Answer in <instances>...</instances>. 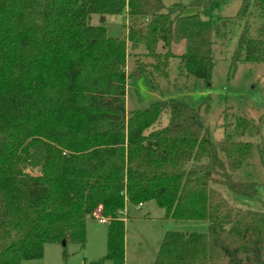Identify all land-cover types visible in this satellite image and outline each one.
Wrapping results in <instances>:
<instances>
[{"label":"trees","instance_id":"16d2710c","mask_svg":"<svg viewBox=\"0 0 264 264\" xmlns=\"http://www.w3.org/2000/svg\"><path fill=\"white\" fill-rule=\"evenodd\" d=\"M229 1L0 0V264L39 260L46 244L83 247L98 208L106 254L91 264H124L119 214L126 202L148 201L166 219L207 224L205 233H165L153 264H264V207L239 208L218 189L257 200L264 113L238 117L217 143L200 109L172 98L126 117L127 44L143 46L165 79L169 48L183 43L179 73L209 87L214 39L238 27L228 74L264 66V0H240L234 17L213 21ZM187 7L197 12L185 15ZM123 14V38L89 23ZM163 113L166 125L154 128Z\"/></svg>","mask_w":264,"mask_h":264},{"label":"rangeland","instance_id":"374dc122","mask_svg":"<svg viewBox=\"0 0 264 264\" xmlns=\"http://www.w3.org/2000/svg\"><path fill=\"white\" fill-rule=\"evenodd\" d=\"M189 1L164 0V4L169 6L181 2L187 5ZM239 5L240 0L222 3L213 13L212 20L217 22L221 18L234 17ZM196 12L197 9L190 7L184 10L185 15ZM89 23L95 27L102 26L107 36L119 38L126 36L129 24L125 14L92 15ZM239 31L240 29L236 27L233 36L225 40L214 39L215 67L209 87L179 73V62L175 56L184 52L183 43L170 46L169 52L173 58L169 61L165 79L157 77L152 67L154 60L146 56L143 46L131 50L127 44L124 66L126 117L131 112L143 110L152 103L172 98L191 109H200L213 143L223 138L225 127L233 126L238 117L258 120L264 113V66L241 63L233 74H228L230 57L236 46ZM156 49L159 52L164 51L160 43ZM208 97L209 100L206 101ZM167 120V114H161L154 128L166 125ZM23 172L30 176L41 174L39 168L32 166H26ZM248 174L249 172L241 173L240 176L246 178L249 177ZM255 174L257 173H253V177ZM258 182L264 184V179L260 178ZM218 189L229 202L239 208L262 210L264 207V186L259 189L257 200L253 201L236 196L225 188ZM119 216L124 221V264H153L163 236L167 232L188 234L205 233L207 230V224L203 222L166 219L164 211L154 201L139 206L126 202ZM98 218H104L101 216V208L96 209L94 219L88 220L85 224L83 247L73 243L65 247L59 244H46L39 260H26L21 264H91L101 260L106 254L107 225L99 223Z\"/></svg>","mask_w":264,"mask_h":264},{"label":"built area","instance_id":"2783aa9c","mask_svg":"<svg viewBox=\"0 0 264 264\" xmlns=\"http://www.w3.org/2000/svg\"><path fill=\"white\" fill-rule=\"evenodd\" d=\"M97 221L101 224H105L106 223V219L104 218H98Z\"/></svg>","mask_w":264,"mask_h":264},{"label":"water","instance_id":"95a60500","mask_svg":"<svg viewBox=\"0 0 264 264\" xmlns=\"http://www.w3.org/2000/svg\"><path fill=\"white\" fill-rule=\"evenodd\" d=\"M102 20H103V19H101V21H102ZM61 245L64 246V243H62Z\"/></svg>","mask_w":264,"mask_h":264},{"label":"crops","instance_id":"0c3cea01","mask_svg":"<svg viewBox=\"0 0 264 264\" xmlns=\"http://www.w3.org/2000/svg\"><path fill=\"white\" fill-rule=\"evenodd\" d=\"M182 54V53H181ZM181 54H179V55H181Z\"/></svg>","mask_w":264,"mask_h":264}]
</instances>
